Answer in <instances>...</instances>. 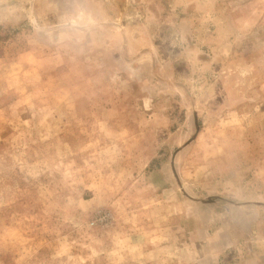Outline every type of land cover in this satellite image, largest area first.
<instances>
[{
  "label": "rangeland",
  "instance_id": "374dc122",
  "mask_svg": "<svg viewBox=\"0 0 264 264\" xmlns=\"http://www.w3.org/2000/svg\"><path fill=\"white\" fill-rule=\"evenodd\" d=\"M0 264H264V0H0Z\"/></svg>",
  "mask_w": 264,
  "mask_h": 264
}]
</instances>
